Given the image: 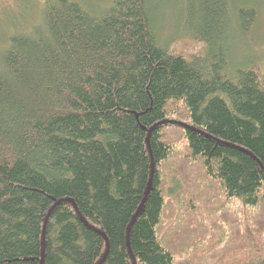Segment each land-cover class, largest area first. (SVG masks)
Wrapping results in <instances>:
<instances>
[{
  "label": "trees",
  "instance_id": "trees-1",
  "mask_svg": "<svg viewBox=\"0 0 264 264\" xmlns=\"http://www.w3.org/2000/svg\"><path fill=\"white\" fill-rule=\"evenodd\" d=\"M154 1L6 26L0 264H264V67L230 51L259 13L184 0L167 42Z\"/></svg>",
  "mask_w": 264,
  "mask_h": 264
},
{
  "label": "rangeland",
  "instance_id": "rangeland-1",
  "mask_svg": "<svg viewBox=\"0 0 264 264\" xmlns=\"http://www.w3.org/2000/svg\"><path fill=\"white\" fill-rule=\"evenodd\" d=\"M43 1L44 0H30L25 2L24 0H0V38L3 34L12 32L6 30V26L9 24H15V26H11L12 30L19 29L24 31V22L28 25L33 18L38 16ZM78 1L83 2L84 0ZM183 1L184 0H155L153 2V5L158 8L155 15L159 36L167 42L185 40L184 37L186 34H184L185 31L183 26L175 19L178 18L180 13L182 17L184 15L185 6L183 5ZM238 1L253 5L257 9L259 15L250 33V42L242 43L240 46L231 48V58L236 63L242 64L250 57L264 67V0H235L234 3ZM23 4L28 6V10L24 9ZM28 12H30V14ZM169 185L172 186L173 184L170 183ZM216 226L220 227V225H215L213 229H215ZM219 232L220 231L214 230L215 235H218L217 233ZM220 237L221 235L219 238Z\"/></svg>",
  "mask_w": 264,
  "mask_h": 264
},
{
  "label": "water",
  "instance_id": "water-1",
  "mask_svg": "<svg viewBox=\"0 0 264 264\" xmlns=\"http://www.w3.org/2000/svg\"><path fill=\"white\" fill-rule=\"evenodd\" d=\"M134 219V218H133ZM133 219L131 220V224H132V222H133ZM127 232H128V229H127Z\"/></svg>",
  "mask_w": 264,
  "mask_h": 264
}]
</instances>
